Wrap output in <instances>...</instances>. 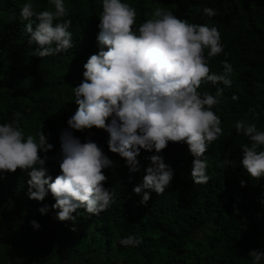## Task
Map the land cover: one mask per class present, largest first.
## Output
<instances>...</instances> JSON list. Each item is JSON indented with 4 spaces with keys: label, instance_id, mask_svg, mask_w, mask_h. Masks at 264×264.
Here are the masks:
<instances>
[{
    "label": "trees",
    "instance_id": "16d2710c",
    "mask_svg": "<svg viewBox=\"0 0 264 264\" xmlns=\"http://www.w3.org/2000/svg\"><path fill=\"white\" fill-rule=\"evenodd\" d=\"M26 2L0 0V123L11 122L13 112L19 111L26 135L42 128L54 146L47 156L56 157L46 161V176L55 179L60 174V133L78 108L73 87L82 82L88 57L100 50L102 4L101 0H64L69 11L65 19L72 21L73 47L41 58L35 54L37 45L28 43L24 30L28 21L20 16ZM31 2L36 11L51 7L48 0ZM122 2L136 9V27L155 7H162L220 32L224 51L209 59V67L220 74L221 61L227 59L233 67L232 86L205 81L198 89L213 95L217 87L223 89L213 111L221 118L224 135L205 153L210 180L194 184V157L188 145L169 142L159 155L173 169V181L162 195L148 190L150 199L141 204L142 195L133 189L142 182L150 164L146 157L157 154L155 150L141 149L140 169L131 173L124 158L109 150L104 129L71 130L82 143L86 138L98 143L114 161L113 167L103 169L108 177L104 187L115 192L114 203L99 215L80 208L73 213L75 221H60L59 209L51 208L55 198L50 192L43 201L29 198L27 172L0 173V264H254L249 252L264 251V178L252 179L244 170L240 145L250 141L237 134L234 124L243 119L264 131V0ZM205 7L213 8L216 15L204 16ZM233 94L239 99L233 100ZM250 109L260 115L254 117ZM40 155L45 153L41 150ZM44 205L49 210L41 214L38 209ZM33 220L38 229L30 223ZM129 235L141 243L122 246L119 240Z\"/></svg>",
    "mask_w": 264,
    "mask_h": 264
},
{
    "label": "clouds",
    "instance_id": "9594fccd",
    "mask_svg": "<svg viewBox=\"0 0 264 264\" xmlns=\"http://www.w3.org/2000/svg\"><path fill=\"white\" fill-rule=\"evenodd\" d=\"M48 2L51 7L45 10L36 11L31 0L20 9L22 20L28 21L24 28L28 43L37 45L35 54L41 58L73 47L69 31L72 21L65 19L69 11L64 0ZM101 4L97 35L100 50L88 57L83 80L73 87L78 108L67 120L68 128L60 133V174L55 179L46 176V161L56 157L47 156L54 146L48 143L42 128L26 135L20 127L19 111L13 112L11 122L0 123V173L17 169L27 172L29 198L43 201L50 192L55 198L51 208L59 209L56 218L60 221H75L73 213L80 208L99 215L110 208L115 197L114 191L104 187L108 177L103 171L113 167L114 161L98 143L90 138L82 143L71 130L104 129L109 134V150L124 158L131 173L140 169L137 157L141 149L155 150L157 154L146 157L150 161L146 174L133 189L142 195L141 204L150 199L148 190L162 195L173 181V169L159 155L169 142L188 145L194 157L193 182L207 184L210 176L205 153L224 135L221 118L213 111L223 89L217 87L215 95L198 91L205 81L226 87L233 83V67L227 59L221 61L220 74L209 67V59L224 51L217 27L191 23L162 7H155L136 27L137 11L129 3L101 0ZM203 14L216 15L211 7H205ZM232 99L239 97L233 94ZM249 111L254 117L260 115L255 109ZM234 127L237 134L242 133L250 141L240 145L244 170L252 179L264 178V131L243 119L237 120ZM240 183L246 186V181ZM48 210L47 205L38 209L41 214ZM30 223L36 229L40 227L35 220ZM119 243L135 247L141 239L129 235ZM249 255L254 264L264 259V251L252 250Z\"/></svg>",
    "mask_w": 264,
    "mask_h": 264
}]
</instances>
